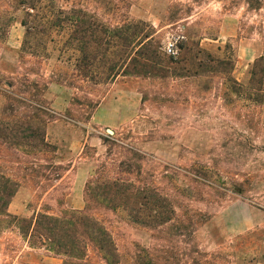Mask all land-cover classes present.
Here are the masks:
<instances>
[{"label":"rangeland","instance_id":"rangeland-1","mask_svg":"<svg viewBox=\"0 0 264 264\" xmlns=\"http://www.w3.org/2000/svg\"><path fill=\"white\" fill-rule=\"evenodd\" d=\"M55 5L66 23L81 12L115 31L119 46L80 75L67 29L37 18L29 35L22 22L35 18L0 0V177L21 182L12 217L0 215V264H80L32 246L15 218L84 212L88 186L109 178L166 197L177 211L165 225L144 227L95 197L90 215L111 235L114 264H264V0ZM178 35L182 49L169 56L163 46ZM149 49L158 62L137 66ZM23 116L36 135L16 133ZM41 133L46 151L17 145ZM0 182L1 193L14 190ZM103 257L89 247L82 264H107Z\"/></svg>","mask_w":264,"mask_h":264},{"label":"trees","instance_id":"trees-1","mask_svg":"<svg viewBox=\"0 0 264 264\" xmlns=\"http://www.w3.org/2000/svg\"><path fill=\"white\" fill-rule=\"evenodd\" d=\"M13 3L18 4L27 9V15L32 20H24L22 24L27 27L28 34L31 35L33 30L36 29V22L41 21L43 28H49L50 30L60 29L63 33L67 29L69 31L66 46L70 47L73 51L78 52L80 57L76 61V70L80 72V75H84V71L90 73L93 69L98 68V64L102 60H106L110 55H114L112 49H115L119 44H115L114 38H118L116 32H109L105 25L98 24L97 22H89L85 18V15L81 12H74L73 21L66 23V19H61V15H64L63 8H56V0H12ZM37 13L36 15H32ZM37 18L39 20L37 21ZM67 18V17H66ZM101 28L103 36L97 31ZM116 30V29H115ZM84 43V44H82ZM162 47V46H161ZM182 48L180 47V50ZM158 62V56L156 52L149 49L146 53H142L139 59L136 61L139 67H150L151 64ZM151 73H155L154 71ZM13 86V83H10ZM23 100H26L23 98ZM25 101H22L23 103ZM15 111L14 107H7L6 110ZM22 117V122L16 127V133L22 134L24 131H30V135H36V132L32 129L34 122L32 117ZM0 134H2V127L0 126ZM31 137L27 136L26 138ZM25 139L24 136L20 138ZM38 141L35 144H27V142H19L17 145L20 147H33L37 151H46L49 145L46 142L45 134L41 133L37 137ZM3 183L12 186L9 178L5 176L0 177ZM21 182H14V190H6L0 192V201L3 203L0 205V215L6 218L12 216L8 212V204L10 198L14 196V193L20 188ZM122 184H126L124 180L119 179H107L98 189L91 190L88 186V208L84 212L73 213L69 218H55L53 216L39 214L34 220L29 221L25 218L16 217L20 225L22 233L29 238V243L34 246L39 243L44 246L48 251L54 252L59 256L66 257L67 263H75L78 261L82 264L87 257L88 248L93 247L100 254H103V260L107 264H114L116 262V248L113 240L107 228L98 220L90 215L92 204L95 203L96 198H102V202L106 203V207L113 211L122 209L129 213V216L134 221L144 227H158L165 225L175 219L177 215L176 208L166 198H157L158 195H142V193L130 192V188H122ZM128 184V183H127ZM2 185V182H0ZM135 199L134 206L137 208V216H133L132 200ZM161 199V201H160ZM92 203V204H91ZM143 214L147 218L143 217ZM149 220V221H147ZM77 264V263H76Z\"/></svg>","mask_w":264,"mask_h":264},{"label":"built area","instance_id":"built-area-1","mask_svg":"<svg viewBox=\"0 0 264 264\" xmlns=\"http://www.w3.org/2000/svg\"><path fill=\"white\" fill-rule=\"evenodd\" d=\"M184 38L182 35H178L174 40H170L167 45L163 46V50L168 54L169 56H177L180 51L179 42Z\"/></svg>","mask_w":264,"mask_h":264}]
</instances>
